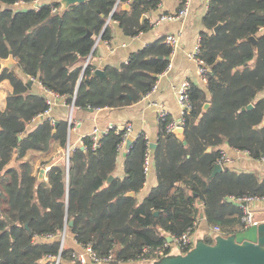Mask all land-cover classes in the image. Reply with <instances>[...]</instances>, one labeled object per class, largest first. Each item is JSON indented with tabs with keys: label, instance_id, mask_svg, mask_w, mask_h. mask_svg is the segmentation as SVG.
Instances as JSON below:
<instances>
[{
	"label": "trees",
	"instance_id": "obj_1",
	"mask_svg": "<svg viewBox=\"0 0 264 264\" xmlns=\"http://www.w3.org/2000/svg\"><path fill=\"white\" fill-rule=\"evenodd\" d=\"M17 1L0 0V59L12 54L17 61L3 71L0 63V83L11 85L0 110V264H57L58 258V264H75L74 250L62 246L64 233L65 241L70 234L96 256L112 255L113 264L151 259L169 237L194 231L201 212L223 237L242 232L238 201L264 197V179L227 167L213 171L224 143L264 157V97L257 98L264 91V36L258 35L264 0H209L200 39L209 94L191 83L184 140L167 131L170 118L160 121L153 156L158 183L142 200L145 159L151 155L146 136L127 147L119 173L126 126L103 134L97 148L90 135L72 149L69 122L51 118L45 91L81 109H124L141 101L170 64L172 50L164 38L132 53L125 64L106 66L104 77L95 75L92 58L85 63L99 36L111 38L110 22L104 29L108 19L136 37L150 29L143 17L159 0H88L64 12H54L56 2L21 10ZM117 3L130 9L114 10ZM250 36L256 47L247 41ZM35 82L45 91L35 92ZM13 160L16 166L9 167ZM49 167L47 179L40 180V169ZM130 192L135 195L127 196Z\"/></svg>",
	"mask_w": 264,
	"mask_h": 264
},
{
	"label": "crops",
	"instance_id": "obj_2",
	"mask_svg": "<svg viewBox=\"0 0 264 264\" xmlns=\"http://www.w3.org/2000/svg\"><path fill=\"white\" fill-rule=\"evenodd\" d=\"M40 2L41 4H46L51 2V0H40ZM208 3L209 0H159L157 9L147 13L145 18L143 17V21L148 20L150 29L147 32L137 35L135 38L126 36L117 21H111V19H108L105 26L110 22V25L112 26L111 38L101 39L98 43V39L101 37L99 36L96 39L93 51L87 60V62H89L92 58V62L97 69H104L106 66H120L125 64L128 62L132 53L137 52L154 41L165 38L169 34H180L179 45L170 55L169 63L171 64V68L159 75L156 82L157 89L151 95L144 97L141 101L132 106L124 109H81L75 107L74 104H67L65 97L56 99L53 107L48 113L54 121L66 120L69 122L70 148L74 149L77 146L82 147L84 144V138L90 136L95 128L104 130L111 125L118 127L131 125L132 131L129 136L130 140L133 141L140 134H144L148 139L149 144H157L160 121L158 118L159 108L155 103H162L164 105L169 113L168 118H179L180 106L177 97L178 90L184 82L189 81L203 89L205 93L209 94L207 83L197 73V64L190 58V54L194 47L198 42L201 43V34L204 31L203 18L208 12ZM35 5L36 4L32 2L27 6H20L21 8L19 9H35ZM116 6H118V3ZM119 7H122V4H120ZM185 7L188 8V14L183 19L173 22H159L161 16L178 13ZM60 8L61 5L58 9L59 11H61ZM116 9L114 8V10ZM105 26L104 29L106 28ZM258 35L264 36V26L260 28ZM255 65L256 59L250 62L249 67L254 68ZM16 71L21 74L19 68H17ZM33 89L35 92L45 91L38 82L34 83ZM10 91L11 85L8 81L0 83L1 111H4L6 108V98ZM263 97L264 91L260 92L257 96L259 99ZM209 149L210 151L212 150V148ZM209 149L208 152H210ZM220 150L231 160L230 163L222 166L223 170L227 167L238 172H252L256 174L259 179H264V161L262 159L253 158L247 151L237 150L231 147L228 143L221 145ZM126 151L127 145H125L123 150L119 153L117 162V171L119 173H122L123 170ZM153 156L154 154L151 153V164L149 172L147 173V180L144 188L139 194L141 200L144 199L158 183ZM14 166H16L15 160L9 164V167ZM49 169L50 167L46 168V173L43 179H47L46 175ZM198 206L202 211L203 205L198 204ZM251 207L256 220L259 221V225L263 224L264 202L252 203ZM213 227L214 226H209L207 224L205 216L203 212H201L195 225V230L193 231V248L198 242L204 241L205 238L211 237L216 240L222 236V234L214 231ZM247 230L248 229H244L242 232ZM67 237L68 244L64 242L67 247L80 254L85 252L84 247L78 244L73 236L69 234ZM170 243L171 245L175 244L174 241H171ZM170 252L171 251L169 250L164 256L160 257L140 259L121 264H164L163 258L179 255L170 254ZM180 254H182V252ZM88 264L108 263L89 262Z\"/></svg>",
	"mask_w": 264,
	"mask_h": 264
},
{
	"label": "built area",
	"instance_id": "obj_3",
	"mask_svg": "<svg viewBox=\"0 0 264 264\" xmlns=\"http://www.w3.org/2000/svg\"><path fill=\"white\" fill-rule=\"evenodd\" d=\"M32 2H27L26 0H19L15 3V7L16 8H21L20 6H27L28 4H30ZM33 3H35V9L39 10L44 4L40 2V0H34ZM119 5V4H118ZM118 6L115 7V9ZM58 9L55 8L54 12H57ZM188 14V8L185 7L183 9H181L178 13L175 14H166L161 16L159 22L161 21H169V22H173L176 20H180L183 19L186 15ZM135 38V37H133ZM179 39H180V34H169L167 35L164 40L165 42L170 46L171 48V54L176 50V48L179 45ZM101 41V37L98 39V43ZM202 54V50H201V43L198 42L197 45L194 47L193 51L190 54V58L197 64L198 69H197V73L203 78V80L207 83V73H208V67L206 62L204 61V59L201 56ZM88 62L85 64V67L87 66ZM169 68H171V64H169V66L167 67V69L164 71L166 72ZM191 87V82L186 81L184 82L181 87L178 90V104L180 106V116L179 118H170V122L167 124V131L168 132H174V130L178 129V128H184L185 127V123H186V117L189 115V113L192 110V102H191V97H190V90ZM157 89V86L155 85L152 89V91L147 95H151L155 90ZM47 92V103L49 105V111L51 110V108L53 107L55 100L58 98H64L62 96H60L57 93H54L53 91L50 90H46ZM158 108H159V114H158V118L159 121H164L169 117V113L166 110V108L164 107V105L162 103H155ZM114 125L108 126L106 129L104 130H100L99 128H95L91 134L92 136V140H93V147L97 148L101 139V136L107 132H109L111 129H113ZM118 128V126H117ZM126 134H125V140L123 142V145L121 146V150H123V148L125 147V145L127 144V139L130 136V133L132 131V126L131 125H127L126 127ZM128 149V148H127ZM262 160L264 161V157L262 158ZM231 160L230 158L222 152L221 157L218 159L217 164L223 166L224 164L230 163ZM150 164H151V159L150 156H146L145 159V172L148 173L149 169H150ZM239 204L242 207L243 210V218L242 221L244 223V229H249L252 226H258L259 225V221L256 220L254 212L252 211V209L250 208L249 204L252 203H258V202H264V197H244L239 199ZM214 231L223 234V231L221 230L220 227L218 226H214L213 227ZM64 239L62 240V246L64 244ZM175 245L177 246V248L182 251L184 250L187 246L193 245V231L189 230L187 231L183 236L179 237V238H174L173 239ZM171 247V243L169 241H167L163 247L161 248H156L153 251V254L155 257H160V256H164L165 253L167 251L170 250ZM85 252L80 254L77 252H73L72 256H73V263L75 264H88L89 262L92 263H108L111 264L114 261V258L112 255L108 256V257H99L96 256L95 253L93 252V250L90 247H84ZM59 263V258L57 259V264Z\"/></svg>",
	"mask_w": 264,
	"mask_h": 264
},
{
	"label": "water",
	"instance_id": "obj_4",
	"mask_svg": "<svg viewBox=\"0 0 264 264\" xmlns=\"http://www.w3.org/2000/svg\"><path fill=\"white\" fill-rule=\"evenodd\" d=\"M88 0H51L61 5V12L68 10L73 5H78L87 2ZM123 9H129L128 3L122 4ZM145 18V16H144ZM222 24H218L214 28V32L218 33ZM106 27V26H105ZM91 34L89 33V36ZM247 41L252 43L254 47L257 46V39L255 36H250ZM1 69L11 70L17 65V61L12 54L8 58L0 59ZM95 75L104 77L105 72L103 69H96ZM30 83L33 84V80L30 79ZM79 85L77 86V90ZM210 107V104H205L203 112L205 113ZM248 106L247 108H251ZM42 119V116L39 117ZM124 129V127H122ZM1 131V128H0ZM184 128H178L174 130V134L181 140H184ZM186 143V142H185ZM132 140L127 141V147H130ZM150 151L154 154L157 147L156 143L149 144ZM210 151V149H209ZM223 167L217 164L214 168L213 175L221 172ZM46 173V169L42 168L39 173V179L42 180ZM114 179V176H110L109 182ZM133 192L127 194V196H134ZM196 195V194H195ZM157 215V213H156ZM70 225L73 224L71 221ZM26 229L29 230L28 224ZM65 233L63 234V239ZM168 241H173V238H168ZM164 264H264V223L258 226H252L247 231L239 232L230 237L220 236L216 239L215 245H208L204 241H200L197 245L187 254H179L175 256H168L163 258Z\"/></svg>",
	"mask_w": 264,
	"mask_h": 264
},
{
	"label": "rangeland",
	"instance_id": "obj_5",
	"mask_svg": "<svg viewBox=\"0 0 264 264\" xmlns=\"http://www.w3.org/2000/svg\"><path fill=\"white\" fill-rule=\"evenodd\" d=\"M249 206L252 209L251 204H249ZM65 243L68 244V237H67V240L65 241ZM174 245H171V249H170L171 252H170V254H180L181 251L176 248L177 247L176 245L175 246Z\"/></svg>",
	"mask_w": 264,
	"mask_h": 264
}]
</instances>
